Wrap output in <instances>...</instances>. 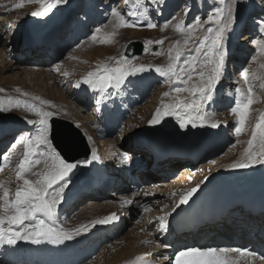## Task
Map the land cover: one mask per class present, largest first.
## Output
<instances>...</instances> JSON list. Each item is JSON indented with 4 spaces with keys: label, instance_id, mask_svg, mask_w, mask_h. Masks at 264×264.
<instances>
[{
    "label": "bare ground",
    "instance_id": "6f19581e",
    "mask_svg": "<svg viewBox=\"0 0 264 264\" xmlns=\"http://www.w3.org/2000/svg\"><path fill=\"white\" fill-rule=\"evenodd\" d=\"M80 1L81 0H65V2L61 5L54 7L53 11L49 13L48 16L42 18L33 17L32 15L28 18L25 16L26 18L24 20H20V24L16 23L17 19L20 18V15H17L15 18L9 20H5L0 17V43L3 42L4 48H2V58H5L4 71L9 72L12 71V69L20 70L23 77V79L16 78V76L7 79L1 78L0 89H4V85L7 84L13 90L29 94V96L35 100L46 101L47 103L43 104L44 107L49 105L51 106L55 104V102L60 101V104L66 105V115L72 120V122H74L72 124L75 126V129L80 132L83 130L88 137L91 155L88 159H82L75 162L79 165V167L74 170V173L71 176V183L65 190L63 201L59 204L57 212L59 209L65 208L66 210L64 213L67 215L71 207L66 206L67 198L75 188L79 189V187H82L83 184L89 181V179L96 181V178H101L103 179V185L105 186H108L110 182H114V185L111 187V191L113 194H116L115 196L119 200H139L141 196L149 197V195H151L149 200L139 201V203H136L135 205L129 203L125 208L123 206L120 207L124 210H117L118 207L116 208V205H114L115 203L110 204V202L105 201L104 199L96 198L99 197L98 195L82 196L88 197V199L74 209L72 216L83 217L85 215H90L91 217L89 216L90 218H87L88 220L85 219V223L81 225H87L88 229L75 238L88 237L98 233L100 231L99 224L93 226V222L103 220L105 212L110 209L111 211L108 212L107 215L117 212L125 223H128L131 219V222L126 228L134 226L136 223V228L134 227L136 231L132 232L131 238L133 239H131L132 241L129 243V249H127L128 252L130 251L129 254L125 256L128 252L126 254L124 252L122 255L116 256L117 261L115 260L113 264H161L164 261H167L165 263L169 264L170 258L167 254H165V250L168 249L169 245L177 248L180 243L181 245L187 246L191 244H198V246L200 245L201 247L206 246L208 243H211L212 245L213 242L215 244H221L224 242L234 243V241L229 240L233 239L232 235H236L238 230L243 233L242 236L240 235L239 237L244 239L243 242H237L239 244L249 243L247 235L250 230L255 232V236L258 239H260V236H264V214L245 213L240 209H236L227 211L223 217H214L213 221L207 220L204 223H201L198 225V228L194 231L193 235H185V237L181 239V242L178 241V239L170 243L163 242L170 236L168 232L171 229L170 223L173 206L175 202L178 201L179 197L186 193L189 189L195 187L197 188V191L187 204L179 207L181 209H189L194 206L197 201H203L211 196L219 195L221 193L241 197L247 196L257 190L264 189V165H254L248 169L228 168L229 164L235 162L242 156L244 150L247 148V141L251 138V130L254 128L259 115L264 112L263 109L260 114L258 113L259 115L257 118H254L247 134L242 135L241 141L244 145L241 146V150H238L237 148L235 149L232 143L236 140L235 138H237L234 129L236 127V120L238 117L234 116L230 112V108L235 105L236 100L234 96V86L243 82L241 77V72L243 70L247 69L250 73L257 71V58L252 59L251 54L249 55L248 53H251L253 49L257 48V45H254L251 41L259 38L260 33L257 28H253L251 31L249 26L252 25L253 27H257L255 21L257 19H264V4H261L260 0H238L237 2L242 5L243 8L240 9L242 10V13L235 14V24L232 31L227 34L225 41L226 62L230 58L227 56V52L231 49V44L236 40L238 31L240 33V21L252 12H256V14L250 17L248 28L243 30L246 33L239 38V42H237L236 49L234 50L236 57L233 55L234 58L229 65V69H224L225 73L216 87L213 101L205 102L207 112L215 113V120L219 123V127L211 128L208 126H198L196 128H192L189 125L186 129H181L174 117H166L165 120L158 125L153 126L149 124V121L155 111L164 103L171 102L172 96L176 95L175 93H172L169 97L163 96L164 92L171 91L169 84L167 87H156L152 90L155 83H161L157 80L158 74H156L154 70L129 77L128 82L124 87L119 90H110L111 95L107 93L100 94L93 92L84 85H81L80 88L74 87L77 82L82 80L87 72L94 70L96 65L105 64L106 61L111 62L112 60H110V58H115V46L121 39V35L118 34L117 31L115 36L112 38V42L109 43L112 44V46L103 52H94L91 50L79 53L82 47L80 44L83 42L82 40H79L78 44L76 43L77 45L73 47L74 51L77 53V58H79L78 60L81 62L79 64L72 62L70 64L59 66L56 65L57 62L54 61H51V64L49 61L52 54L59 55L62 48L59 51L55 47L49 49H35L33 46L29 47L33 38H42L50 34H54L58 38L63 35L65 41L69 39L71 36L66 30L69 29L71 19L73 18L75 9L79 5ZM109 2L115 3L113 9L120 11L125 10L124 2L117 3L116 0H109ZM21 3L23 4V8L32 13L33 11L41 10L44 3H51V0H43L41 3H37L35 0H32V2H30V0H22ZM197 4L199 5V3ZM14 5L17 6L19 3ZM14 7L9 8L7 4L0 5V16L8 15L9 12L11 13V11L15 9ZM90 7L92 8L88 10ZM107 7L108 5L103 4V0H86V9L82 14L83 21L76 23L74 27L75 32L77 31V33L74 34L76 36L75 39H79V37L93 31V29L95 31V27L97 26L101 28L107 22L109 23L112 18L110 15L112 10H109ZM238 10L236 11L238 12ZM16 12H18V10ZM180 14L184 13L180 11L179 15ZM190 15L191 14L185 16L184 14V17H190ZM12 24H17L18 27H20L18 30H14L11 27ZM90 24L91 26H89ZM60 25L61 29L55 31L54 29ZM17 35L21 36V38L30 36H32V38L29 40V44L27 41L22 42L20 38L19 44L17 45ZM240 40L243 41L241 42ZM22 57L27 58V61L21 63L20 58ZM167 58L168 57L163 56L162 60L164 61ZM33 61H38L37 64L39 68L37 69H39V71L36 70V68H33L28 72L27 67ZM144 66L152 68L150 63ZM64 73H67V75L65 76ZM226 73L229 77L227 79H225ZM42 81L44 82V85L40 87ZM50 81H52L53 87L55 88L52 93L51 91H48V83H50ZM223 81H227L226 91L223 99L220 100V97L222 98V88H220V86H222ZM27 84H29V86L25 88ZM46 85L47 88L45 89ZM228 85H230L229 88ZM142 87L145 89V94L143 96ZM115 97L116 104H113V99ZM97 99L100 100L99 104L96 103ZM101 103L106 104L108 108L113 111L114 115H112V117H115L117 121L122 122L121 130L114 138L113 133L108 130V125H110L108 119L105 115L100 114ZM118 107L126 108L128 110V114L125 118H119L121 115H119L116 111ZM22 118H25V116H22ZM9 123L10 122H6L5 124L0 123V132L4 130L6 131L11 125L16 127L20 125L19 122H17L16 124L12 123L8 126ZM34 132L35 129L33 126L29 125V127L21 133L28 135L34 134ZM149 134L152 135L151 140L157 138L160 139L166 136L175 139L180 144L184 145L185 148L191 150H188V155L191 157L198 156L194 152L195 149L203 154L206 152V155H213L209 146L213 143L212 140L214 141L216 136L219 134L221 138H218V143L223 145L222 148L227 153L225 152L222 155L220 154L215 156L209 165L203 166L204 168L197 174L194 173L196 165L194 162L182 165V167L187 166V168L180 172V168H177L175 165V163L180 160L177 157L158 162L154 168H150L147 165L148 168L146 170L141 169L140 173H137L135 167L138 165L140 160L144 158L148 159V155L146 154L147 152L135 148L133 145H135L138 141H141L144 136ZM224 135H229L230 138L226 139ZM7 139L8 138L2 140ZM22 147L23 145H17L16 148H14V159L17 158L18 151L20 152ZM100 147L103 149H100ZM177 150L180 153L184 152L182 151L184 150L182 147ZM232 150H234L235 153H232ZM12 152L13 150H11L10 154ZM93 152H95L97 159L94 160L95 162L92 166H89L88 164L85 166V161H93ZM125 153L128 155V159L126 161L123 160V155ZM151 158L152 157L148 160L150 161ZM191 160L195 161L193 159ZM144 164L145 163H140V165ZM14 167L12 166L10 168L11 171H7V167H5L4 171L0 172V183H3L10 191L14 190L17 183H19L15 180ZM36 169L37 168L33 169V171H36ZM171 174L178 176V180L176 181V179H173L170 181ZM202 174H207V176L200 179ZM117 177H120L119 180L123 181L126 185L120 184ZM137 180H139V182H137ZM141 182L147 184L142 190V193L135 194L130 198L126 197L128 193L131 192V189L132 191H136V188ZM149 182H152L153 184L150 185ZM143 192L146 193L144 194ZM0 194H2V189H0ZM114 207L116 209H112ZM140 214L142 215L141 217ZM69 216L70 215H68V217ZM161 216H167L166 231L160 230L158 218ZM76 222L79 221L76 219ZM80 223L82 222H79L76 225H79ZM74 228H71L70 230H74ZM66 229L68 230V228ZM114 232L116 234L118 233V230H115ZM163 232H166L167 235H163V237L160 238L162 242H160L157 238ZM121 237L119 238L121 240L120 242H122ZM100 239L101 238L96 240ZM93 241L95 240H92V246H94ZM156 241L159 242L158 244L161 243V245L152 249L151 247H148V254L141 250L142 247H146L145 244L149 246L150 243H156ZM250 243L252 245V242ZM29 244L30 243L20 241L17 243V246L25 249L30 246ZM63 244L67 245L69 249L74 250V253L70 254V257L75 258L76 263L81 260L78 259V255L83 250L88 249L81 246L80 243L70 244L67 241ZM31 246L33 245L31 244ZM250 246L247 247L238 245L234 248H251ZM108 247H111L112 249L115 248L116 245L109 244ZM158 248H160V250ZM143 252L145 253L144 255ZM5 253L6 252L4 250L0 251V264H11L10 259L5 256ZM140 254H142V256H138ZM160 254L166 255L168 257L166 258L167 260L162 259L163 261H158L157 257H160ZM104 255L105 248H103L100 253L102 263H104ZM98 260L99 259L95 261L96 264L99 262ZM112 261L113 260H110V263ZM85 262L86 260L81 264H85ZM254 264L262 263L254 262Z\"/></svg>",
    "mask_w": 264,
    "mask_h": 264
},
{
    "label": "snow or ice",
    "instance_id": "6c2138e0",
    "mask_svg": "<svg viewBox=\"0 0 264 264\" xmlns=\"http://www.w3.org/2000/svg\"><path fill=\"white\" fill-rule=\"evenodd\" d=\"M32 2V0H30ZM37 3L43 0H35ZM65 0H51V3H44L39 11H33V17H45ZM163 0H124L125 10L112 9L110 15L113 20L111 32L104 33L101 37V28L97 27L91 35L92 41L100 40L103 44L112 42L116 29L136 28V21L146 19L151 11L162 9ZM238 0H214L217 4L210 13L201 18L195 17L191 25L178 22L175 31L181 33L185 38L176 43L168 50V63L165 66H155L154 69L144 65H136L131 62L125 54L119 58H110L112 64H98L95 69L87 72L81 81L74 87L87 86L90 90L100 94L111 95L110 90H119L125 86L129 77L152 71L165 79L171 91L163 93L169 97L172 93L171 102L164 103L153 114L150 125L161 124L166 117H174L181 129L189 125L196 127H219L215 120V113L207 112L205 102H211L217 85L221 81L226 66L225 41L235 24V7ZM264 4V0H260ZM16 7H23L19 4ZM191 11L185 6V16ZM260 37L251 42L258 46V52L264 60V19L255 21ZM106 27V26H105ZM149 29L158 26L148 22ZM163 30V29H161ZM199 33V35H197ZM163 45V39L148 41L150 44ZM147 45L145 51H147ZM160 55L159 50L154 52ZM252 59H255L253 57ZM264 69V62L259 64ZM66 76L67 73H64ZM246 88L236 87L235 106L230 108L231 114L238 117L234 129L237 136L245 131L246 123L250 116L252 106L257 102V86L253 81H260L259 89H264V74L249 72L247 69L241 72ZM3 89H0L2 92ZM38 99V98H37ZM42 105L46 101L40 102ZM97 104L100 100L97 99ZM2 105V102H0ZM12 105V101H9ZM20 107V101L15 102ZM38 117V120L28 119L26 122L35 129L34 134L25 135L21 133L11 144L14 149L17 145H23V154L15 165V180L18 181L14 190L10 191L3 183H0V245L15 246L23 241L32 245L42 243L63 244L73 240L76 236L84 233L87 225L75 230H66L58 226L57 209L63 201L65 190L71 183V176L79 165L69 162L52 143L53 127L50 118L54 115L52 111L42 110L33 103L23 105ZM9 108L0 106V112L8 111ZM207 122V123H206ZM92 159H97L95 152ZM128 155H123L127 160ZM10 153H0V172L10 164ZM89 161H85V166ZM43 165V171H33L37 166ZM254 165H264V112H262L251 130V138L247 141V148L242 156L235 162L228 165L230 169H248ZM31 176L37 177L32 180ZM197 188L193 187L182 194L173 206V211L181 205L187 204L196 193ZM125 203H131L126 201ZM123 206V205H122ZM118 219L115 213L105 217L103 220L93 222V226L106 225ZM161 231L167 230V216L158 218ZM255 260H264V255L258 254L246 248L226 247H193L179 251L175 255V264H254Z\"/></svg>",
    "mask_w": 264,
    "mask_h": 264
},
{
    "label": "rangeland",
    "instance_id": "374dc122",
    "mask_svg": "<svg viewBox=\"0 0 264 264\" xmlns=\"http://www.w3.org/2000/svg\"><path fill=\"white\" fill-rule=\"evenodd\" d=\"M116 1H117V3H123L124 2V0H116ZM17 2L19 4H21L22 0L21 1L20 0H18V1H16V0H0V5H2V4L6 5L7 4V6H9V8H11V7L15 6L14 4H18ZM197 3H199V5ZM103 4L108 5L107 8L109 10H112L114 8V5H115V3L109 2V0H103ZM185 6H187L188 8L191 9V11L188 13V15L191 14L190 17H184ZM216 6H217V4L214 3V0H163L162 9L158 10V11H151L148 14L146 19L141 18V19L137 20L136 21V23H137V27L136 28H121V29H116L115 30V31L118 32V34L121 35L120 42L116 46L114 45L115 49H116L115 58H119L120 56L124 55L125 50L127 49L128 45L130 43L140 42V43H142V45L144 47L143 48V53L140 56H135L133 58H130L132 63H134L136 65H147V64L150 63V65H152L153 69H154L155 66H165L169 61H168V58L163 61L162 57L163 56L168 57L167 53H168L169 48H171L176 43V41H178V40L181 41V44H182L183 39L185 38L181 33H178V32L175 31V25L178 22H183L186 25H191L193 23V20H194L195 17H197V16H199L201 18L206 17L210 13V11L213 9V7H216ZM239 7H241V8H239ZM14 8L15 9L12 10L11 13L9 12L8 15L0 16V17L2 19L9 20V19L15 18L17 15L18 16L20 15V18H18L17 21H16V23H19V24H20V20H24L26 17L27 18L31 17V12L29 10H26L23 7H22L23 9L22 8L18 9V8H16V6ZM195 8H197V9H195ZM242 8H243L242 5L237 3L236 7H235V14L236 13H242V10H240ZM17 10H18V12H16ZM236 10H238V12ZM180 11L183 12L184 14H180L179 15ZM203 11H204V13H203ZM75 14H74L73 18L71 19V22H70V25H69V29L66 30L70 34L71 37L66 40L67 42L64 45V47L61 49V53L59 55L56 54L57 57L54 60L51 57V59L49 61L51 64H52L53 61L57 62L56 65H59V66H63L65 64H70L72 62H76L78 64L81 63L80 60H78L79 58H77V56H76L77 53L73 49V47L78 44L79 40L83 41L80 44V46H82V47H81L79 53H84L85 51H91V50L94 51V52H103V51H106L107 49H109L110 46H112V44H103V43H101L99 39L97 41H92L90 37L94 33V29L91 32H88L86 34L84 33L85 35L79 37V39H75V37H76L74 35L75 24L76 23H80V21L81 22L83 21V19H82V14L83 13H82L81 1H80L79 5L77 6V8L75 9ZM255 14H256V12H252V13H250L249 15H247L244 19H242L240 21V24H241L240 28H239L240 33L238 31V33H237L238 36H237L236 40L234 41L235 42L234 43V48H236L237 42H239L238 41L239 38H241L246 33L243 30H246L248 28L249 22H250V17L252 15H255ZM113 19L114 18L112 17L110 20H113ZM11 22H12V20H11ZM148 22L155 23L158 27L155 28V29H149L147 27V23ZM89 26H91V24ZM11 27L14 30H18V28L20 26L18 27L17 24L16 25L12 24ZM57 27H58V29H61V25L57 26ZM97 27H95V29ZM79 28H80V26H79ZM161 29H163V30H161ZM112 30H113V25L107 22L104 26L101 27V34H100L101 37H103L104 33L111 32ZM75 33H77V31ZM197 35H199V33H197ZM20 38H21V36L17 35V39H16L17 40V43H16L17 45L19 44ZM160 39H163L165 41V43L163 45H157L155 43L147 45V42L150 41V40L151 41H156V40H160ZM240 41L242 42L243 40H240ZM146 45H147V51H145V46ZM2 48H4L3 47V42L0 43V79L1 78H6L7 79V78H10V77H13V76H16V78H19V79H23V77L21 75L22 72L20 70H13L12 69V71H9V72H7V71L5 72L4 71V67H5V63H4L5 61L4 60H5V58H2L3 57ZM156 50H159V52L161 54L160 55H155L154 52ZM10 52H12V51H10ZM248 54L249 55L251 54L252 58L253 57L257 58V60H256L257 71L256 72L258 74H264V69H260L259 68V64L261 62H264V60H262V58L259 55L258 46H257L256 49H253L252 52L248 53ZM227 56H229L230 58L226 62V65H230L231 61L233 60V56H232V54L229 55V53H228ZM161 61H162V63H161ZM37 62L38 61H33V62H31L29 64L30 67L29 66L27 67L28 68V72L31 71L33 68L34 69L36 68V70L39 71V69H37L39 67ZM21 63H23V62H21ZM106 63L107 64H112V63H114V61H111V62L106 61ZM228 69H229V66H228ZM157 76H158L157 80H159L161 83H155L154 87L152 88V90H154L156 87L163 88V87H167L168 86V84L165 82V79L163 77H160L159 75H157ZM227 78H229V77H228V74L226 73V78L225 79H227ZM223 82L225 84L227 81H223ZM223 82H222V84H223ZM253 83L258 88V91H257V94H256L257 102L252 106V109L250 111L249 119H248V121L246 123L245 131L241 135L237 136V138H235L236 140H234V142L232 143L233 147L235 149L237 148L238 150L239 149L241 150V146L244 145V143H242V141H241L242 135L243 134H247V131H248L249 127L251 126L254 118H257V116L264 109V89H259L260 81H253ZM224 84L222 85V87L224 86ZM43 85H44V82L42 81L41 84H40V87L43 86ZM27 86H29V84H27L25 86V88ZM236 87H241L242 90H244L246 88V86L244 85V82H241L240 84L235 85L234 89ZM46 88H47V85L45 86V89ZM53 90H55V88L53 87L52 81H50V83H48V91H51V93H52ZM222 93H223V90H222ZM234 96H235V99H236L237 97H236L235 92H234ZM9 101H12V105L11 106L9 105ZM16 101H20V104H21L20 107H16L15 106V102ZM0 102H2V105H0V106H3L5 108H9L10 109L8 111L0 112V123L5 124L6 122H10L8 124V126H10L12 123L16 124L17 122H19V124H20L17 127L11 125L10 128H7L6 131L4 130V131L0 132V139L8 138L7 140H0V147H1L0 148V153H4L5 151H8L10 153L11 150H13V152H12L13 155H12V153L10 154L11 163L8 164V166H6L9 169L8 170L6 168L7 171H11L10 168L12 166L14 167L17 164L18 160L20 158H22V154H23V151H24V149L22 147L20 152L18 151L17 158L14 159V157H15V153H14L15 149L10 148L11 144L14 142V140L20 135V133L23 130H25L27 127H29L30 124H28L26 122L28 119H32V120H38L39 119L29 109H26L25 107H23V105L25 103H33V104H36L38 107H41L42 110L52 111L54 113V115L50 118V120L52 118H54V117H57V118H61V119L65 120V121L74 123L66 115L67 114L66 105L65 104H60V101L55 102V104H53L51 106L49 105L47 107H44L40 103L41 102L40 100H35L31 96H29V94H24L23 92H19V91L13 90L7 84L4 85L3 91L0 92ZM22 116H25V118H22ZM81 132L83 133L84 137H86L87 144L89 146L88 137L86 136V134L84 133L83 130H81ZM100 149H103V148L100 147ZM227 150H228V148H227ZM234 150H232V153H235ZM225 152L226 151H224V150H219L218 153L213 154L214 156L213 155H206L207 153L205 152L202 158H199L197 162H194L196 164L195 168H194L195 169L194 173L195 174L199 173L204 168L203 166L209 165V163L212 161V159L217 154H221L222 155ZM229 152H231V151H229ZM187 161L188 160H181L180 162H178L176 164L177 168H180V172L184 171L187 168V166H183L182 167V165H184ZM190 162L193 163V161H190ZM10 165H12V166H10ZM179 166H181V167H179ZM36 168H37L36 171H43L44 170L43 165H39ZM204 174L201 175L200 179L202 177L205 178L207 176V174L206 175H204ZM29 178L32 179V180L37 179V177L35 178V176H31L30 174H29ZM171 180H173V179L171 178L170 181ZM177 180L178 179H176V181ZM79 189H81V187H79ZM141 193L142 192L140 191L138 194H141ZM143 193L145 194L146 192H143ZM105 194H107V193H105ZM135 194L136 193L133 194V191L131 190V192L128 193V195L126 197L130 198V197H133ZM115 195L116 194H113L112 191H111L110 194H108L106 196L103 195V197H101V198L104 199L105 201L110 202V204H114L115 203L114 205H116V208L118 207V209H120V207H122V205L125 208L126 205L129 204V203H125L127 200H124V199L119 200V199H117V197ZM149 196H151V195H149ZM68 198H67V200H68ZM87 199H88V197H86V198L83 197V199L76 201L77 203H75V205H73V207L70 208V210L67 213V215L65 213H63V217H62V214H60V217L59 218L57 217L58 226H62L65 229L68 228V230H70L71 228H74L75 226L76 227L74 228V230L76 228L81 227V225L83 223H85V219L88 220L91 216L90 215H85L86 217L85 216H83V217H73L72 216V212L74 211V209L77 206H79L82 203H84ZM144 200H149V199H148V197L141 196V198L139 200H137V199L130 200L131 201L130 204L135 205L136 203H139V201H144ZM119 204H121V205H119ZM116 208L114 207L112 209H116ZM110 211H111V209L107 210L104 215H107L108 212H110ZM68 215H70V216L68 217ZM141 216L142 215L140 214V217ZM75 218L77 219V221L82 222V223H80L79 225H76L79 222H76ZM128 218H129V214H128ZM81 220H83V221H81ZM130 222H131V219L129 220L128 223H125V221H124L125 227L123 225V228H124V231L125 230L126 231L122 232V234H121L122 237L120 236L121 239H122V242H120L121 240L119 239L120 238L119 237L116 241H114V240L111 241L110 245H114L115 244L116 245L115 248L111 249V247L110 248L108 247L109 245L108 246H102L103 248H105V255H104V258H103L104 259V263L101 262V258H100V253L102 252L103 248L100 247L99 248V252L97 254H93L92 256H89L87 258L85 264L86 263L94 264L97 259H99L98 260L99 264H113V262H115V260H116V256H120L124 252L126 254L128 252L127 249H129V243L132 241L131 239H133V238H131L132 232L136 231V229H134V227L136 228V223H135L134 226H130V227L126 228ZM113 234L117 235V233L115 234V232ZM150 235H151V232H150ZM143 236H145V235H143ZM157 240L161 242L159 237L157 238ZM158 241H156V243H152V244L150 243L149 246L147 244H145L146 247H142L141 250L145 251L146 254H148L147 253L148 247H151V249H152V248H157V247H159L161 245V243L158 244L159 243ZM105 243L106 242H104L103 245H105ZM208 244H211V243H208ZM208 244L206 246H208ZM214 244L215 243H213L212 245H214ZM193 245L198 246V244H193ZM206 246H203V248L206 247ZM158 249L160 250V248H158ZM94 251H95V249H94ZM129 252L125 256H127L129 254ZM144 254L145 253L143 252V255ZM160 255H161L160 257H157L158 261L167 260L166 258H168V257L166 255H164V254H160ZM138 256H142V254H140ZM110 260H113V261L110 263ZM135 260H136V257H135ZM165 262H167V261H164L161 264H164ZM169 264H175V259H173V258L171 259L170 258Z\"/></svg>",
    "mask_w": 264,
    "mask_h": 264
},
{
    "label": "water",
    "instance_id": "95a60500",
    "mask_svg": "<svg viewBox=\"0 0 264 264\" xmlns=\"http://www.w3.org/2000/svg\"><path fill=\"white\" fill-rule=\"evenodd\" d=\"M143 52V45L140 42L130 43L125 54L132 58L140 56ZM50 124L53 127V147L69 162H77L86 159L90 155V149L82 133L75 129V126L65 120L52 118Z\"/></svg>",
    "mask_w": 264,
    "mask_h": 264
}]
</instances>
